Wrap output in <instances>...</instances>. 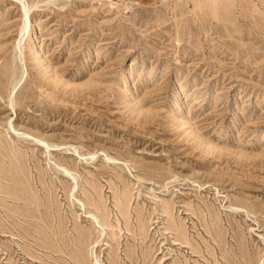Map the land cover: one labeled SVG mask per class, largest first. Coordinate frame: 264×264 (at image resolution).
<instances>
[{"label":"rangeland","instance_id":"obj_1","mask_svg":"<svg viewBox=\"0 0 264 264\" xmlns=\"http://www.w3.org/2000/svg\"><path fill=\"white\" fill-rule=\"evenodd\" d=\"M23 2L0 0V264H264V0Z\"/></svg>","mask_w":264,"mask_h":264},{"label":"bare ground","instance_id":"obj_2","mask_svg":"<svg viewBox=\"0 0 264 264\" xmlns=\"http://www.w3.org/2000/svg\"><path fill=\"white\" fill-rule=\"evenodd\" d=\"M18 1H21V2H23V0H18ZM23 4V7H24V9H25V11H26V22H25V24H24V27H23V31L24 32H27V26H32V23H31V20L29 19V8H28V5L26 4V3H22ZM203 4V3H202ZM32 34H33V31H32ZM31 40H32V42H34V38H33V35L31 36ZM36 53H37V50L35 51ZM123 74V73H122ZM125 82V81H124ZM13 129H14V131L18 134V135H21V136H32L34 139L33 140H35L37 143H40V144H42V145H44L47 149H50L51 147L53 148V147H55L56 145H51L45 138H43V136H41V135H36V134H32V133H29V132H27V131H19L15 126H13ZM51 148V149H52ZM80 155V154H79ZM89 156H93V154H89ZM82 157H84L83 155H82ZM87 156L85 155V157H84V159H87L86 158ZM91 159V158H90ZM110 159V158H109ZM15 161V160H14ZM18 162V161H17ZM16 165V164H15ZM19 169V168H18ZM65 173H67V174H69L70 176H71V173H70V170L68 169H66V168H63L62 169ZM17 171V170H16ZM21 172V171H20ZM4 176V175H3ZM23 177V176H22ZM73 177V176H72ZM73 178H75V177H73ZM12 179V178H11ZM15 180V179H14ZM13 180V181H14ZM25 180V179H24ZM12 181V180H11ZM3 182V181H2ZM16 182V181H15ZM25 182V181H24ZM27 182V181H26ZM28 184V183H27ZM13 186V185H12ZM5 188V187H4ZM74 188H76V186L74 187ZM29 189V188H28ZM2 190V189H1ZM7 190H9V189H7ZM16 191V190H15ZM2 193V192H1ZM13 193V192H12ZM29 193V192H28ZM20 194V193H19ZM19 196V195H18ZM24 197V196H23ZM25 198V197H24ZM24 200V199H23ZM38 200V199H37ZM31 201V200H30ZM83 205V204H82ZM83 207V206H82ZM22 208V207H21ZM13 211V210H12ZM17 212V211H16ZM18 213V212H17ZM21 213V212H20ZM86 215H87V217H89V218H92V216H93V214L92 213H89V211L87 212L86 211ZM24 214V213H23ZM9 218V217H8ZM46 221V220H45ZM50 221V220H49ZM32 223V222H31ZM47 223V222H46ZM50 223H52V221L50 222ZM34 224V223H33ZM48 224V223H47ZM57 224V223H56ZM49 226V225H48ZM49 227H51V226H49ZM54 227V226H53ZM51 229V228H50ZM54 229V228H53ZM60 230V229H59ZM55 231V230H54ZM50 233V232H49ZM59 233H61V232H59ZM53 234H54V232H53ZM32 235V234H31ZM58 235V234H57ZM60 235V234H59ZM34 236V235H33ZM53 236V235H52ZM55 236V235H54ZM35 237V236H34ZM33 238V237H32ZM38 238V237H37ZM56 238V237H55ZM34 239V238H33ZM50 241V240H49ZM52 241H54L53 239H52ZM50 243H51V241H50ZM49 245V244H48ZM53 246H56V245H54V244H52ZM58 246V245H57ZM56 246V247H57ZM50 248H53V247H50ZM49 250H51V249H49ZM53 250V249H52ZM72 252H73V250H72ZM80 253V252H79ZM58 254V253H57ZM72 254H74V253H72ZM144 256V255H143Z\"/></svg>","mask_w":264,"mask_h":264},{"label":"built area","instance_id":"obj_3","mask_svg":"<svg viewBox=\"0 0 264 264\" xmlns=\"http://www.w3.org/2000/svg\"><path fill=\"white\" fill-rule=\"evenodd\" d=\"M129 2H135L136 0H128Z\"/></svg>","mask_w":264,"mask_h":264}]
</instances>
